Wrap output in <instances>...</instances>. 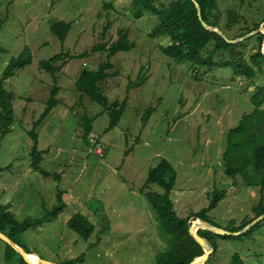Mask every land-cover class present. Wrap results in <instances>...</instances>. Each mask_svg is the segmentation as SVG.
Masks as SVG:
<instances>
[{"label": "rangeland", "instance_id": "obj_1", "mask_svg": "<svg viewBox=\"0 0 264 264\" xmlns=\"http://www.w3.org/2000/svg\"><path fill=\"white\" fill-rule=\"evenodd\" d=\"M153 1L163 9L173 0ZM217 2L220 25L231 38L255 24L264 27V0ZM135 12L134 0H0V80L25 49L33 57L29 66L3 82L14 95L15 122L0 147V204L19 223L51 217L59 196L65 204L58 217L52 215L42 226L16 236L39 259L55 264H157L168 238L147 193L164 195L165 190L147 186V181L165 159L177 173L170 198L179 218L208 209L216 192L224 197L207 212V219L218 229L234 233L264 216V168L257 170L255 161L242 158L232 162L238 173L230 176L225 160L229 133L255 111L252 98L264 88V63L254 79L237 75L233 67L217 66L199 68L195 77L192 64H178L162 52L171 44L168 36L149 37L158 18L148 11L138 18ZM230 13L236 17L232 24ZM62 21L71 24L63 43L51 32ZM124 30L136 47L110 60L115 65L111 73L120 75L100 84L111 103L128 100L118 126L109 130V113L83 97L75 82L81 71H97L108 62L107 52L93 54L92 49L111 47ZM245 44L239 51L251 63L259 41ZM60 53L88 56L71 60L56 75L60 104L36 128L55 87L40 63ZM143 76L147 82L139 86ZM84 119L92 125L91 135L105 145L104 159L87 143ZM33 130L44 152L41 169L50 177L32 168ZM77 214L95 227L88 240L68 227ZM209 241L216 252L206 264H264V219L241 236L209 235ZM6 248L0 240V264H8Z\"/></svg>", "mask_w": 264, "mask_h": 264}, {"label": "trees", "instance_id": "obj_2", "mask_svg": "<svg viewBox=\"0 0 264 264\" xmlns=\"http://www.w3.org/2000/svg\"><path fill=\"white\" fill-rule=\"evenodd\" d=\"M195 1L200 6L204 22L213 28H218L225 37H222L217 32L204 28L199 20L197 5L193 0H173L163 9L156 7L153 0H134V7L136 9L135 15L138 18H141L143 11H148L158 18L159 24L150 33L149 37L152 39H158L168 36L171 40V44L162 47V52L167 57L175 60L178 64H192L195 77L200 71L199 68H212L217 66L225 68L233 67L237 75L247 76L249 79H254L257 70H263L262 65L264 63V55L262 53V44L264 42V35L260 33L248 40L236 44L229 43L228 41L243 38L258 30L261 25L255 24L253 27L247 28V32L243 33L241 36L231 38L226 30L220 25L221 12L218 8L217 0ZM229 16L231 17L229 23L232 24L236 20V17L233 13H230ZM2 27L3 21L0 19V30ZM107 28L109 30L111 24H109ZM70 30L71 24L63 21L56 23L51 28L52 34L62 43L67 39ZM253 38H256L259 41L260 46L256 54L250 58L251 63H249L243 59V53L239 51V48L244 47L246 45L245 43ZM135 47L136 44L129 40V31H121L119 40L111 47L99 45L92 49L93 54L102 51L107 52L109 59L108 62L102 63L97 71L88 69L81 71L75 82L77 91L82 94L83 97L86 96L92 102L102 106L105 111L109 113L111 118L109 130H113L118 126L127 108L128 100L126 99L124 102L116 101L111 103L108 97L102 92L100 84L110 77H117L120 75L119 71L111 73V71L115 69V65L112 64L110 60L119 53L132 51ZM3 51V49H0V54ZM87 56V53L78 56L60 53L49 61L40 63V68L53 76L55 87L52 90L51 100L48 102L47 108L35 124L36 128L40 127L49 117L51 112L60 104V101L57 99L60 88L56 86V75L71 60ZM32 62L33 57L30 50L25 49L19 57L11 60L0 80V147L3 138L11 132L12 125L15 122L12 105L14 95L8 93L4 89L3 82L12 78L16 70L24 69ZM146 82L147 78L143 76L138 85L142 86ZM129 89H131V87H129ZM252 102L255 106V111L251 115L246 116L241 125L229 133L228 150L225 153V160L228 162L227 166L229 169L227 173L230 176H236L238 173V171L235 170L236 166H233L232 162L242 158H245L248 161H255L257 170L264 168V111L262 110L264 104V88L255 94L252 98ZM151 111L152 110L148 111L145 118L151 114ZM83 127L85 130V139L87 143L91 145L89 137L92 133V125L84 119ZM30 137L33 141L31 150L33 158L32 168L34 171L41 173L44 177H50V173L41 169L44 152L39 151L38 149L39 135L33 130L30 133ZM235 141H237V143H235ZM231 155H233V159H231ZM234 156L237 157L235 158ZM176 178L177 173L175 169L172 164L165 159L156 168L150 171L147 181V186L157 184L165 190L164 195L152 192L147 193L162 230L168 238V248L158 256L157 264H192L197 258L202 257L204 255V250L189 233L190 220H202L210 223L207 219V212L213 210L217 206L219 199L224 197V193L216 194V192V195L214 194L215 198L208 209L185 219L179 218L173 209L170 198ZM59 204L60 205H58L56 210L51 214V217L43 218L38 221L29 220L24 223H19L15 219V216L9 211V208L0 204V232L7 235L18 246L25 250V248L16 240V236L25 233L32 227L42 226L44 222H48L52 219V215H55V218L58 217L65 208V204L61 201V196H59ZM253 221L244 225L241 230ZM68 227L72 231L80 234L85 240H88L95 231V227L90 224L82 214L74 216L69 221ZM198 234L208 241L209 235L217 236L206 230H199ZM218 237L228 238V236L220 235H218ZM6 246L5 256L8 264H27L11 246L7 244ZM215 252L216 250L214 248V253ZM26 253L33 255V253L27 251ZM17 258H19V262L15 263V259ZM83 258L84 257L81 256L77 261L83 260ZM234 262H236V258L234 259Z\"/></svg>", "mask_w": 264, "mask_h": 264}, {"label": "water", "instance_id": "obj_3", "mask_svg": "<svg viewBox=\"0 0 264 264\" xmlns=\"http://www.w3.org/2000/svg\"><path fill=\"white\" fill-rule=\"evenodd\" d=\"M193 2L196 3L195 0H193ZM196 5H197V9H198L199 20L201 21L204 28H206L207 30H210V31L217 32L222 37H225V35L218 28H213V27L209 26L206 22H204V20L202 18L200 6L197 3H196ZM260 33L264 34V27H260L258 30L246 35L243 38H239L237 40H231V41L229 40L228 42L232 43V44H236L239 42H243V41H245V40H247V39H249V38H251L257 34H260ZM262 53L264 55V43H263ZM263 219H264V216L254 220L251 224L247 225L244 229H242V231L234 232V233L218 229L217 227L213 226L212 224L204 222L202 220H200V222L202 223V224H200V226H202V227L199 228L198 230H196L195 222L194 223L192 222L191 226L189 228V233L194 238V240L199 244V246L204 250V255L200 258H197L196 260L199 259V260H201V264H206L207 261L209 260V258L211 257V255L214 253L213 245L208 240H206L205 238H202L198 234L199 230H206V231H209L215 235H220V236H230V237L235 236L236 237V236H241V235L247 233L248 231H250L254 226H256ZM0 240L5 242L7 245L11 246L25 260V262L27 264H34L29 260L28 254L26 253V251L22 247L18 246L13 240H11L7 235H5L2 232H0ZM196 260L192 264H196ZM40 264H55V263L40 259Z\"/></svg>", "mask_w": 264, "mask_h": 264}, {"label": "built area", "instance_id": "obj_4", "mask_svg": "<svg viewBox=\"0 0 264 264\" xmlns=\"http://www.w3.org/2000/svg\"><path fill=\"white\" fill-rule=\"evenodd\" d=\"M89 142L91 143L92 151L99 158L104 159L106 157V147L101 142L98 136L91 135L89 137Z\"/></svg>", "mask_w": 264, "mask_h": 264}, {"label": "bare ground", "instance_id": "obj_5", "mask_svg": "<svg viewBox=\"0 0 264 264\" xmlns=\"http://www.w3.org/2000/svg\"><path fill=\"white\" fill-rule=\"evenodd\" d=\"M200 224H202L200 221H199V223H197V225H196V230H198L199 228H201L202 226H200ZM28 258H29V260L32 262V263H34V264H40V259H39V257L37 256V255H29L28 254ZM196 264H201V260H196Z\"/></svg>", "mask_w": 264, "mask_h": 264}, {"label": "crops", "instance_id": "obj_6", "mask_svg": "<svg viewBox=\"0 0 264 264\" xmlns=\"http://www.w3.org/2000/svg\"><path fill=\"white\" fill-rule=\"evenodd\" d=\"M43 152V151H42Z\"/></svg>", "mask_w": 264, "mask_h": 264}]
</instances>
